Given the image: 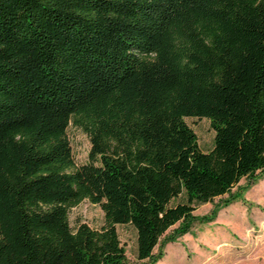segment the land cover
<instances>
[{
	"label": "trees",
	"instance_id": "trees-1",
	"mask_svg": "<svg viewBox=\"0 0 264 264\" xmlns=\"http://www.w3.org/2000/svg\"><path fill=\"white\" fill-rule=\"evenodd\" d=\"M262 170L264 0H0V264H127L124 223L155 264L196 202ZM86 199L101 228L70 225Z\"/></svg>",
	"mask_w": 264,
	"mask_h": 264
},
{
	"label": "rangeland",
	"instance_id": "rangeland-1",
	"mask_svg": "<svg viewBox=\"0 0 264 264\" xmlns=\"http://www.w3.org/2000/svg\"><path fill=\"white\" fill-rule=\"evenodd\" d=\"M185 121L196 132L200 149L211 150L215 138L211 120L189 116ZM67 133L77 165L88 162L91 148L88 134L73 124ZM257 174L256 182L249 183L243 178L233 188V192L241 193L235 201L231 202L225 194L205 203L196 202L192 221L185 226L182 222L175 224L162 238L163 256L155 264H264V170ZM185 201L183 194L173 203ZM69 221L72 227L86 222L93 228H101L105 225L104 211L101 204L86 199L70 209ZM116 227L127 264H142L138 259L136 227L132 223ZM158 250L156 246L154 251Z\"/></svg>",
	"mask_w": 264,
	"mask_h": 264
}]
</instances>
